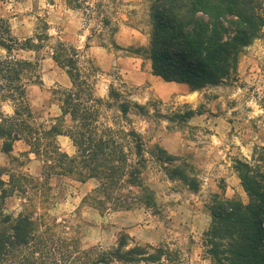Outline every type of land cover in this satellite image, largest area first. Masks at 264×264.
<instances>
[{"label": "trees", "instance_id": "obj_1", "mask_svg": "<svg viewBox=\"0 0 264 264\" xmlns=\"http://www.w3.org/2000/svg\"><path fill=\"white\" fill-rule=\"evenodd\" d=\"M89 1L65 0V4L71 10H82L88 20H97L98 28L93 30L99 34L109 31V45L118 48L112 39L116 26L107 3L112 0H106V6L97 1L95 8L87 5ZM146 2L148 43L127 51L148 60L153 76L185 85L190 91L229 79L242 50L264 34V0ZM47 30L48 25L40 22L31 37L19 40L0 18V102L12 108L10 115L0 111V152L9 159V166L0 167V264H175L177 252L164 246L131 245L126 233H119L110 248H83L70 222H57L50 216L52 177L79 184L95 180L97 186L81 203L100 212L139 206L152 214L157 205L145 181L148 164L192 194L200 190V182L188 162L157 144L147 146L133 129L102 124V100L95 94L96 69L91 61H81L76 48L53 38ZM98 46L106 48L102 42ZM45 47L71 84L67 90H53L60 115L47 124L36 122L28 98L30 86L42 85L38 53ZM21 53H32V59ZM108 99L109 107L114 106L121 118L131 111L147 115L145 106L121 99L111 87ZM198 114L188 110L175 114L174 119L184 122ZM58 136L69 139L73 155L60 150ZM16 142H22L27 151L12 157ZM30 156L41 163L37 176L19 170ZM233 169L246 202L214 194L206 206L210 223L201 245L210 264H264V171L239 160ZM12 197L21 202L16 215L5 208Z\"/></svg>", "mask_w": 264, "mask_h": 264}, {"label": "rangeland", "instance_id": "obj_2", "mask_svg": "<svg viewBox=\"0 0 264 264\" xmlns=\"http://www.w3.org/2000/svg\"><path fill=\"white\" fill-rule=\"evenodd\" d=\"M97 1L100 0H91L87 5L92 8ZM101 1L106 6V0ZM107 3L113 12L116 31L112 39L118 48L109 45V31L99 34L93 30L98 28L97 20H88L82 10L69 9L65 0H0V18L9 23L12 35L19 40L31 37L36 26L45 22L50 36L76 48L81 61H91L96 69L95 94L102 100L100 122L117 129L131 128L147 146L157 144L188 162L200 182V190L192 194L180 183L169 181L157 166L148 164L145 181L154 192L155 213L139 206L100 212L88 203H81L97 186L95 180L83 185L52 177L53 200L48 212L57 222L66 220L73 225L83 248H110L119 233H126L131 245L164 246L177 252L175 264H210L201 242L210 223L206 206L211 197L218 194L246 202L233 169L236 160L264 171V34L242 50L236 71L229 79L217 86L190 91L185 85L166 83L153 76L148 60L127 51L148 43L146 0ZM98 42L106 48L98 46ZM86 44L101 53L90 55ZM48 52L45 47L38 53L40 80L49 66L60 70ZM21 56L32 59L33 54L21 53ZM135 63L139 66L138 75L133 69ZM110 87L121 99L145 106L147 115L131 111L121 118L114 106L108 105L112 104L108 99ZM53 90L67 89L43 84L29 87V103L37 123H49L59 110ZM188 110L199 114L184 122L174 119L175 114ZM0 111L10 115L11 105L0 102ZM58 146L72 155L74 149L69 141ZM24 151L27 147L22 142L15 143L11 156L18 157ZM29 158L19 170L37 176L41 163L33 156ZM20 160L25 162L24 157ZM7 166L9 159L0 152V167ZM92 185H95L93 189ZM20 207L21 202L15 197L5 202L6 212L13 215Z\"/></svg>", "mask_w": 264, "mask_h": 264}, {"label": "crops", "instance_id": "obj_3", "mask_svg": "<svg viewBox=\"0 0 264 264\" xmlns=\"http://www.w3.org/2000/svg\"><path fill=\"white\" fill-rule=\"evenodd\" d=\"M88 49H89L90 55H92V56H94L95 53H97V51L99 52V50H97L95 48L88 47ZM99 53H101V52H99ZM104 55H106V54H104ZM134 60L137 61V59H134ZM137 65L138 64L135 63L134 68H133L134 71L136 72V75H138L137 70L139 71V66H137ZM41 80H42V84L46 85L47 87H57V86H59V87L65 88V89H69L70 86H71L70 81H69L66 73L63 70H57L52 65L49 66L48 69L43 70V74H42ZM59 115H60V111L58 110L57 114H55L53 117L56 118ZM62 141L66 142V141H69V139L67 137H64V136H58L57 137V143L61 144ZM16 143L18 144L19 142H16ZM70 144H71V142H70ZM71 148H73V146ZM65 153L67 155H70V154H68V152H65ZM71 154L72 155L74 154V150L71 151ZM89 181H91V180H89ZM89 181H87V182H89ZM83 185H85V183ZM94 187H95V185H92L91 189H93ZM233 195H235V194H233Z\"/></svg>", "mask_w": 264, "mask_h": 264}]
</instances>
